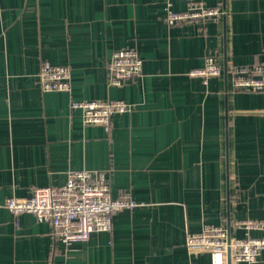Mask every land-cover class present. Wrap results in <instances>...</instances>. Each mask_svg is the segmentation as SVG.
Masks as SVG:
<instances>
[{
	"label": "crops",
	"instance_id": "0c3cea01",
	"mask_svg": "<svg viewBox=\"0 0 264 264\" xmlns=\"http://www.w3.org/2000/svg\"><path fill=\"white\" fill-rule=\"evenodd\" d=\"M218 8L219 19L170 26L166 9ZM130 49L139 77L108 83L112 53ZM212 57L207 91L189 73ZM45 66L70 69L69 92H43ZM264 75V0H0V264H211L189 253L205 224L264 238V92L233 88L238 67ZM226 75V76H225ZM133 108L85 126L71 101ZM70 171L102 173L110 195L138 204L109 233L65 247L47 222L11 214L7 198L61 187ZM264 264V250L253 263Z\"/></svg>",
	"mask_w": 264,
	"mask_h": 264
},
{
	"label": "built area",
	"instance_id": "2783aa9c",
	"mask_svg": "<svg viewBox=\"0 0 264 264\" xmlns=\"http://www.w3.org/2000/svg\"><path fill=\"white\" fill-rule=\"evenodd\" d=\"M223 15L218 8H191L175 12L167 8L164 21L178 25L191 21L217 20ZM142 61L137 53L122 49L112 53L107 66L108 83L120 87L128 80L139 77ZM221 75V70L212 57L205 59L201 69L189 73L200 78L207 91L212 82ZM233 88L238 91L264 92V75L260 67H238L233 71ZM38 84L43 92H69L70 69L66 66H45L37 74ZM70 109L80 110L85 126H106L115 114H124L133 106L122 101H71ZM3 206L13 215L28 213L39 222H47L55 238L65 247L88 241L94 234L109 233L112 217L138 206L134 200L124 195L112 198L106 178L102 173L90 171H70L61 187L34 189L26 197H11ZM235 227L243 229V238L230 237L221 226L205 224L199 233H188L185 246L189 253H206L211 264L253 263L264 250V238H251L249 231L263 229L259 221H240Z\"/></svg>",
	"mask_w": 264,
	"mask_h": 264
},
{
	"label": "water",
	"instance_id": "95a60500",
	"mask_svg": "<svg viewBox=\"0 0 264 264\" xmlns=\"http://www.w3.org/2000/svg\"><path fill=\"white\" fill-rule=\"evenodd\" d=\"M226 76V75H225Z\"/></svg>",
	"mask_w": 264,
	"mask_h": 264
}]
</instances>
